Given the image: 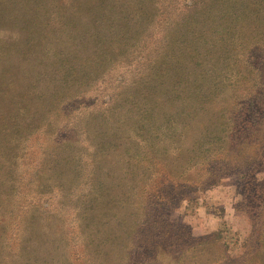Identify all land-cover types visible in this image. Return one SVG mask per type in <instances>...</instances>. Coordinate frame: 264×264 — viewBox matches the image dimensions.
Here are the masks:
<instances>
[{
  "label": "trees",
  "instance_id": "16d2710c",
  "mask_svg": "<svg viewBox=\"0 0 264 264\" xmlns=\"http://www.w3.org/2000/svg\"><path fill=\"white\" fill-rule=\"evenodd\" d=\"M162 1L0 0V26L8 25L25 37L19 43L0 40V150H8L10 162L9 177L0 180L2 262L8 256L18 264H48L31 238L47 232L43 219L55 216L50 207H55L57 216V212L67 215L74 205L70 242L80 244L76 254L83 258L93 255L98 264L104 263V240L96 245L86 226L92 219L88 212L103 210L107 203L103 197L111 192L103 178H111L115 169L106 167L101 159L117 157L120 173L135 175L124 199L117 197L128 204L137 223L138 229L128 234L142 231L147 237L154 225L160 230L155 236L159 241L149 237L144 241L147 245L136 244L132 237V247L142 251V256L150 247L170 255L166 250L173 246L175 236L165 231L169 235L162 240V234L170 226L167 214L177 201L236 176L252 229L242 255L233 264H264V149L258 139L264 129L256 121L262 91L252 84H257L254 74L261 76L264 69L251 61L254 55L263 60L264 67V0H185L169 28L161 27L167 20L158 15ZM156 28L163 35L151 51L148 39ZM130 55L136 59L130 62ZM235 57H242L241 66L232 63ZM134 65L132 73L119 76L118 87L104 97L103 107L92 111L93 130L83 133V140L60 139L58 134L50 137L70 153L74 146L84 147L71 161L67 156L52 159L51 175L65 174L60 171L65 162L78 193L62 194L60 177H52L45 187L40 169L33 163L40 144L36 139L45 133L46 123L40 115L44 108L95 94L108 75ZM239 76L246 85L236 86ZM239 91L245 92V97L238 98L245 102L235 99L232 108H216L218 115L200 121V131L185 151L184 161L170 166L166 161L169 145L178 144V155L182 151L179 143L192 124L223 95ZM224 110L229 118H223ZM30 164L34 171L22 174L24 165ZM257 173L263 175L260 180ZM84 176L89 181L78 184ZM71 197L76 198V205L68 199ZM158 215L162 219L152 221ZM98 218L104 224L109 222L106 212ZM207 240L190 238L181 256L172 254V262L180 263L184 254ZM63 244L70 247L67 240Z\"/></svg>",
  "mask_w": 264,
  "mask_h": 264
},
{
  "label": "rangeland",
  "instance_id": "374dc122",
  "mask_svg": "<svg viewBox=\"0 0 264 264\" xmlns=\"http://www.w3.org/2000/svg\"><path fill=\"white\" fill-rule=\"evenodd\" d=\"M184 1L185 0H163L161 2L163 5H160L158 15L160 20L167 19L166 21H162L161 27L166 26L169 28L170 26H173V22L176 21L179 13L182 12L181 10L183 8ZM161 35H163V31L162 34H159V29L156 28L154 33L152 32L148 39V41H150V47L148 48V43H146V48L153 51L156 43L162 39ZM24 38V36L18 34L10 26H0L1 41H6L8 43H19ZM143 50L144 52H147L146 49ZM132 59H136V57H134V55H130L128 60L131 62ZM242 61H244L242 57H239V59H236V57L232 59V63L235 62L240 66L242 65ZM251 61L256 67L262 68V70L264 69L262 59L252 55ZM124 62L121 64L125 65ZM135 63L136 60L134 64ZM135 66L136 65L132 67L120 68L121 70H116L112 75H108L105 82L101 83L102 85H100L99 90L95 94H90L77 100L73 99L66 101L57 108H44V112H42L40 115L43 117V121L46 123L44 126L45 133L39 135V137L36 139L40 144L35 149L36 151L34 157L36 161H33V163L40 169V177L42 184H44L45 187L51 183L50 179L52 177H60L62 178L61 183L63 184L61 188L62 194H65V192H71L74 196L75 192L78 193L77 191H74L75 177H73V174L71 173V168L69 166H65V162H61V167L64 169H60V171L64 172L65 174L60 176L51 175V169L53 166L52 159H54V156H67L69 157L68 161H71L72 157L80 154V151L83 153L84 147L80 145L74 146L71 148L70 153L62 146L63 144H55L50 140V137L53 134H58V138L60 139L70 138L72 141L83 140V133H90L93 130L91 125L95 120L92 118L94 114L92 111L99 107H103L102 101L106 100L104 97H107L106 95L110 93L114 87H118L117 82L122 79H120L119 76H126L127 72L129 71L132 73ZM115 68L119 69L118 66H115ZM244 76L252 79V76L248 75V73L245 71ZM253 78L257 84H252L257 86L258 89L262 91V94H260L259 97L260 104L258 106L259 109H261V112L256 121L262 124L259 125L258 128L264 129V72L261 74V76L254 74ZM235 80L237 81L236 86L242 87L246 85V81L242 80L240 76L235 77ZM116 91L118 92V90ZM243 96H246L245 92L242 93L239 91L235 94L228 92L223 95V97L221 96V99L216 100L214 103L215 105H213L214 107L210 108L208 112L204 114V116L200 117V119H197V121L192 124L191 129L186 133V136L184 135L182 137V141L179 143L182 147V151L179 152L178 155L176 153V147L178 144L174 143L169 145L171 152L167 157V163L173 167L181 165L186 156L185 151L190 148L192 140L200 131V121L207 122L214 115H218V113H216V108L218 109L222 106H228L229 108H232V102L235 99ZM239 102H245V100H240ZM0 103L2 102L0 101ZM78 103H81V105ZM38 104L41 106V103ZM84 104L91 105L83 107ZM238 109L239 108L237 107L235 110H232L233 114H236ZM0 112H2V109H0ZM222 114L223 118L230 117L227 111ZM222 114L220 115L219 119H221ZM9 137L10 136L6 134L5 139ZM239 137H243V135H239ZM258 137L259 141L261 142L262 149H264V131H262ZM111 158L107 157L101 159L102 163H105L106 167L111 166L115 169L114 175H112L111 178H103L105 181L103 184L111 189L110 194L107 197H103V199L107 201L106 205L103 203V206L106 207L103 210L95 209L91 212H88V215H91L92 219L89 222V225L86 226L89 235L96 245L97 243H100L104 240L101 248L103 249L102 254H104L103 258L105 262L102 264H174L171 260L173 257L172 254L175 253V255L178 254L181 256L183 254L182 250L184 249V245L191 242L190 238H208V240L204 245L195 247L193 252L184 254L180 259V263L177 262V264H215L216 262H220V264H233L234 261L238 259L240 255H242L244 251L243 246L251 233L252 224L245 213V204L241 202L243 189L241 183L239 182V178L236 176H230L228 178L221 179L217 184L211 187L198 189L197 191L189 193L185 199H182L180 202L177 201V206L172 209L169 214H167V220L170 226H167L165 229H163L162 240H167L168 238L169 234H164L165 231H171L172 233L169 232L171 236H175L173 240L174 243L172 244L173 246L168 247L166 250V252L170 253L171 256L168 254L159 253V251H154V249L151 247L148 249L147 253L142 256V251L132 247V237H134L133 242H136V244L141 246L147 245V243L144 241L148 240L149 237H155L160 230L158 229L157 225H154L149 229L150 234L147 237H145V234L141 235L142 231L136 232L133 236L128 234L138 229L136 225L137 223L133 221L128 204L124 205L123 203H120L117 197L122 196V199H124V197L130 191V180L134 179L135 175L121 174L120 167L116 165V161L119 158L115 157L110 161ZM159 162L160 161H158L157 164ZM34 164L27 166L24 165L22 174H27V172L31 173L34 171ZM8 166H10L8 150L1 149L0 180H5L9 177V172L7 171ZM86 166L87 163L83 165L84 168H86ZM250 171L248 175L250 174ZM85 173L86 172L83 171V174ZM261 177H263L261 173L256 174L257 180H260ZM88 181L89 178L84 176L81 178L78 184ZM79 187L80 189H83L82 185ZM0 188L3 190L1 185ZM121 192H123V194H121ZM209 193H216V197H210ZM57 195L59 194H56L55 196L57 197ZM217 197H219V199H217ZM68 199H70L73 204L76 203V198L71 197ZM201 201H203L202 205L200 203ZM185 202H187V208L181 212L180 210L184 207ZM73 206L68 208L71 209V211H69L67 215L65 213L63 214L57 212V214H60L57 216L55 207H50V211L52 212L51 215L55 214V216L50 219H43V231L47 232L41 235L39 238L37 235H33L31 238V242H34L35 246L41 247L43 251V255L41 256L45 259V261L47 260L48 264L99 263L96 262L98 261L96 260V257L93 260V255H89L88 258H83L76 254L75 251H78L79 253V248L81 246L80 244H75V240L74 242L72 241V243L70 242L72 232L71 226L73 224L72 213H75ZM199 206H203L206 209V217L211 216L218 221L214 227L206 226L203 230H197L200 227L199 225H196L194 228L192 224L186 222L189 217V210ZM105 212L107 214V218H109V222L107 224H104L102 221L98 220V217H100ZM192 215H195V212H192ZM149 217L150 214H148V218ZM159 217V215L157 217H153L152 221L162 219ZM118 218L121 219V223L119 222ZM152 221H150L148 224H152ZM147 225H144V227ZM217 236L219 237L218 241ZM65 240H67V243H70V247H64L63 242ZM154 241H159L158 237H155ZM114 245H116V247ZM2 257L3 255L0 253V258L2 259ZM31 257H35L34 254L31 255ZM5 259H7V261L2 262L0 260V264H18L14 262V260H10V257L8 256H5Z\"/></svg>",
  "mask_w": 264,
  "mask_h": 264
},
{
  "label": "clouds",
  "instance_id": "9594fccd",
  "mask_svg": "<svg viewBox=\"0 0 264 264\" xmlns=\"http://www.w3.org/2000/svg\"><path fill=\"white\" fill-rule=\"evenodd\" d=\"M210 197H216V193H209ZM219 199V197H217ZM201 205L203 204V201L200 202ZM187 208V202H185V205L183 208H181V212H183ZM192 212H195V215H192ZM206 209L203 206L194 207L191 210H189V217L186 220L187 223H190L196 227V225H199V229L197 230H203L206 226L208 227H214L218 221L211 217L205 215Z\"/></svg>",
  "mask_w": 264,
  "mask_h": 264
}]
</instances>
